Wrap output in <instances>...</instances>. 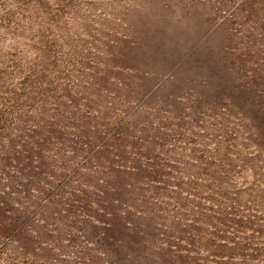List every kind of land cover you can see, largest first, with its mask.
<instances>
[{
	"label": "rangeland",
	"instance_id": "rangeland-1",
	"mask_svg": "<svg viewBox=\"0 0 264 264\" xmlns=\"http://www.w3.org/2000/svg\"><path fill=\"white\" fill-rule=\"evenodd\" d=\"M204 185L264 208V0H0V264H177Z\"/></svg>",
	"mask_w": 264,
	"mask_h": 264
},
{
	"label": "trees",
	"instance_id": "trees-1",
	"mask_svg": "<svg viewBox=\"0 0 264 264\" xmlns=\"http://www.w3.org/2000/svg\"><path fill=\"white\" fill-rule=\"evenodd\" d=\"M134 169L128 173L130 176L142 172L156 177L159 174L149 170L147 164ZM194 196L192 254L188 251L176 254L177 264H264V221L258 215L264 214V208L258 204L263 198L261 192L245 198L242 192L229 189L214 192L204 185ZM140 214L139 224L128 229L132 247L129 249L144 255L149 263L155 258L154 264H165L171 256L164 250L168 252L170 245L163 249L165 239L161 238L155 220Z\"/></svg>",
	"mask_w": 264,
	"mask_h": 264
}]
</instances>
